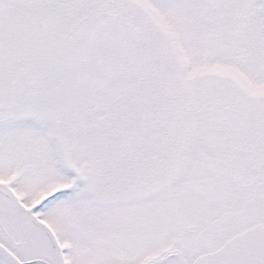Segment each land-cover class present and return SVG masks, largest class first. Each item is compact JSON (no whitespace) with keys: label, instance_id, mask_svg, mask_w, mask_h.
Listing matches in <instances>:
<instances>
[{"label":"snow or ice","instance_id":"1","mask_svg":"<svg viewBox=\"0 0 264 264\" xmlns=\"http://www.w3.org/2000/svg\"><path fill=\"white\" fill-rule=\"evenodd\" d=\"M0 264H264V0H0Z\"/></svg>","mask_w":264,"mask_h":264}]
</instances>
